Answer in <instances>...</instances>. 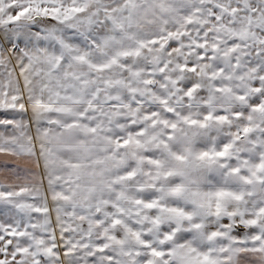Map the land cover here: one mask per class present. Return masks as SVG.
<instances>
[{"label":"snow or ice","instance_id":"6c2138e0","mask_svg":"<svg viewBox=\"0 0 264 264\" xmlns=\"http://www.w3.org/2000/svg\"><path fill=\"white\" fill-rule=\"evenodd\" d=\"M0 264H264V0H0Z\"/></svg>","mask_w":264,"mask_h":264}]
</instances>
